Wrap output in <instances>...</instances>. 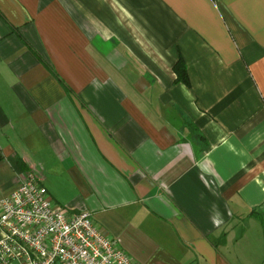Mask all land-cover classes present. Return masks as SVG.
Here are the masks:
<instances>
[{
  "label": "crops",
  "instance_id": "0c3cea01",
  "mask_svg": "<svg viewBox=\"0 0 264 264\" xmlns=\"http://www.w3.org/2000/svg\"><path fill=\"white\" fill-rule=\"evenodd\" d=\"M28 169L140 264H264V0H0V197Z\"/></svg>",
  "mask_w": 264,
  "mask_h": 264
},
{
  "label": "built area",
  "instance_id": "2783aa9c",
  "mask_svg": "<svg viewBox=\"0 0 264 264\" xmlns=\"http://www.w3.org/2000/svg\"><path fill=\"white\" fill-rule=\"evenodd\" d=\"M0 197V264H140L88 212L56 204L34 169Z\"/></svg>",
  "mask_w": 264,
  "mask_h": 264
},
{
  "label": "trees",
  "instance_id": "16d2710c",
  "mask_svg": "<svg viewBox=\"0 0 264 264\" xmlns=\"http://www.w3.org/2000/svg\"><path fill=\"white\" fill-rule=\"evenodd\" d=\"M45 64H46V63H45ZM47 66H48V64H47ZM174 70H175V72H176L177 79H178L179 81H182V82H184V83H187V77L185 76L186 73H185V69H184L183 65H182L181 63L178 62V63L175 65Z\"/></svg>",
  "mask_w": 264,
  "mask_h": 264
}]
</instances>
